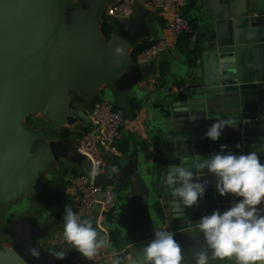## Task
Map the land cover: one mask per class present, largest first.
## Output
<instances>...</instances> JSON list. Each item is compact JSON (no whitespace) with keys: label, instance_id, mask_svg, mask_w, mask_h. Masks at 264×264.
I'll return each instance as SVG.
<instances>
[{"label":"water","instance_id":"water-1","mask_svg":"<svg viewBox=\"0 0 264 264\" xmlns=\"http://www.w3.org/2000/svg\"><path fill=\"white\" fill-rule=\"evenodd\" d=\"M71 0H1L0 4V203L10 201L31 189L41 179L45 167L64 158L79 164L88 174L91 164L70 140L46 143L37 152L27 153L33 139L20 125L22 118L42 112L63 115V121L91 122L88 111L60 103L69 86L94 78L104 82L112 64L123 66L115 81L120 105L127 109L126 92L132 86L158 75L154 58L145 65L130 64L126 57L114 56L118 45L105 49L95 44L93 26L99 0H86L80 9H70ZM88 2V3H87ZM208 31L190 63L185 79L164 112L158 133L164 157L160 163L162 195L158 217L150 212L151 188L138 168L137 157L119 165L113 177L129 182L125 200L128 210L115 217L125 234L132 257L120 264H135L142 246L155 228L175 234L182 248V264H194V253L206 247L202 236L186 229L213 210L224 211L231 197H221L210 184L198 207L177 211L171 189L164 183L167 169L183 165L199 171L196 165L220 151L221 145L239 154L258 151L264 160V7L260 0H201ZM149 10L138 3L136 14L115 19L117 36L135 45L148 38ZM12 51L14 54H12ZM111 55L114 59L110 62ZM208 115L211 118H205ZM192 116L199 117L192 120ZM214 119H228L235 128L225 127L217 141L202 138ZM241 147L237 149L235 145ZM206 172V170H205ZM32 184H27V179ZM202 179L212 180L205 175ZM29 185L28 188L25 186ZM18 189V190H16ZM26 189V191H24ZM6 196H3L5 195ZM54 224L39 226L27 218L5 228L13 238V248L0 253V264H60L77 253L53 240L49 249L38 242L46 238ZM63 253L64 258H58Z\"/></svg>","mask_w":264,"mask_h":264},{"label":"crops","instance_id":"crops-1","mask_svg":"<svg viewBox=\"0 0 264 264\" xmlns=\"http://www.w3.org/2000/svg\"><path fill=\"white\" fill-rule=\"evenodd\" d=\"M118 0H99L98 6L94 7L97 11L95 23L93 26V34L95 44L105 49L111 48V45H118L117 49L121 52L115 53L114 56L126 57L129 59L130 64H136L133 57V52L138 45L151 44L157 39L165 35L166 24L172 18L173 10L164 6H157L152 4L149 0H134L135 12H137L138 3L149 10L146 18V24L150 32L148 38L140 39L135 45L128 44L125 40L117 36V27L114 24L113 18L107 14V9ZM86 0H71L70 9H80ZM89 2V0H88ZM87 2V3H88ZM92 0H90V3ZM261 5L264 7V0H260ZM183 14L192 15L195 20L193 25L194 33L191 35H182L179 37L171 38V46L168 50L163 52L157 60L156 67L158 75L145 80L132 86L126 92L127 109L123 110L127 122L121 129L120 138L118 141V151L115 153L105 152V157L118 165L125 164V160L129 157H137L138 168L148 186L151 188L150 199L159 198L162 195L163 182L161 180V167L162 159L164 157L161 150L162 145H158V133L163 123L164 112L171 100L172 95L180 88L181 82L185 79L189 70L190 61L197 57L199 52V43L202 37L208 31V25L205 19L206 12L202 8L201 0H185L181 6ZM133 15V16H134ZM132 16V17H133ZM186 16V15H185ZM107 19L113 26V31L109 38L103 32V21ZM114 56L111 55L112 60ZM195 61V60H194ZM167 62L168 69L163 72L162 64ZM115 71L103 75L105 81H97L92 78L88 79L85 83L78 85H70L72 89L68 90L66 95L62 97L60 103L61 108H67L69 103L82 108L89 112L93 107V102L96 98L101 97L108 100L107 95H112L115 100V105H120L118 99V90L115 81H111L116 73L123 70V66L119 64H112L111 69ZM130 100L139 103L138 109H132ZM121 107V105H120ZM57 106L52 110L51 114L45 115L42 112L37 114H29L22 118L19 127H23L27 132L29 139H33L29 143L27 153L37 152L46 143H51L55 140H70L76 146L78 145L81 136L91 128V123L86 121H76L73 124L64 122L63 115H55ZM122 108V107H121ZM58 111V110H57ZM85 170L79 164L72 163L64 158H60L55 162L48 164L41 176V179L33 184L29 189V185L25 186L28 191L20 194L10 201L0 203V253L7 251L8 248H13V238L5 232V228L14 224L18 219L27 218L45 227L54 224L50 229L46 238L39 239L38 242L44 247L45 250L49 249L53 240L64 244L63 238V214L65 205H69L74 209L78 201V193L73 186V180L78 173ZM115 176V175H114ZM111 176L108 183L103 185L109 186L116 191V181L120 177L114 179ZM147 177V181H146ZM27 184H32V179L26 180ZM18 190V189H16ZM127 191L120 193V200L122 203L117 202V209L113 213L111 225L109 228L104 225V219L99 220L97 213L87 217L93 222L99 238H103L108 243L113 237L115 239V247L111 248L109 255L98 262L97 264H112L113 260H119L118 257L123 255L122 260H129L132 257L130 246L122 242L125 231L115 223V217L123 214L128 210V205L125 200ZM3 196H6L3 195ZM29 199L32 205H37L33 213L29 210L11 211L15 205ZM150 202V200H149ZM12 218L6 222L4 216L10 212ZM18 211V210H17ZM96 215V217H95ZM102 226L107 233H105L99 226ZM110 250V249H109ZM74 255L67 258L60 264H67ZM210 264H231V261H211Z\"/></svg>","mask_w":264,"mask_h":264},{"label":"clouds","instance_id":"clouds-1","mask_svg":"<svg viewBox=\"0 0 264 264\" xmlns=\"http://www.w3.org/2000/svg\"><path fill=\"white\" fill-rule=\"evenodd\" d=\"M119 54L120 49H116ZM199 117L192 116V120ZM205 118H211L206 115ZM225 127L235 128L228 119H214L202 138L217 141ZM237 149L241 146L235 145ZM199 171L183 165L167 169L165 185L176 200L177 211L198 207L210 184L221 197H231L224 210H213L202 215L186 229L202 236L206 247L194 253V264L211 261H231V264H264V160L258 151H241L239 154L221 145L220 151L206 156L196 165ZM206 170V172H205ZM115 171V170H114ZM93 175L99 169L92 170ZM209 175L212 180L202 179ZM63 238L70 250H75L91 260L97 250L105 245L99 238L93 222L65 205ZM58 258L63 259L60 253ZM183 255L175 234L166 228H155L152 238L145 243L135 264H182ZM112 264H120L113 260Z\"/></svg>","mask_w":264,"mask_h":264},{"label":"built area","instance_id":"built-area-1","mask_svg":"<svg viewBox=\"0 0 264 264\" xmlns=\"http://www.w3.org/2000/svg\"><path fill=\"white\" fill-rule=\"evenodd\" d=\"M157 6H164L173 10L172 18L166 24L165 35L149 44L137 53L135 61L138 65L150 63L158 58L171 46V38L182 35H191L194 28L191 22L181 11L185 0H149ZM134 0H118L107 9V14L113 18L128 19L134 15ZM91 128L80 139L77 148L79 152L89 160L91 173L86 171L78 174L73 180V186L78 193V201L73 211L81 218H87L97 213L99 220L113 212L117 208L114 189L105 186L99 181L100 175L109 174L114 176L119 167L105 157V152L115 153L118 151V141L121 129L127 119L123 110L115 109L107 100L95 102L91 111ZM99 169V174L93 175L92 170ZM115 170V171H114ZM105 233L107 231L99 226ZM108 243L97 250L96 255L88 260L80 253L73 257L67 264H97L109 255Z\"/></svg>","mask_w":264,"mask_h":264},{"label":"rangeland","instance_id":"rangeland-1","mask_svg":"<svg viewBox=\"0 0 264 264\" xmlns=\"http://www.w3.org/2000/svg\"><path fill=\"white\" fill-rule=\"evenodd\" d=\"M0 4H1V0H0ZM1 10V8H0ZM187 19L192 23V24H195V20L193 19L192 15L190 14H185ZM12 54H14V52L12 51ZM107 98L109 99V102L115 106V100L113 99V96L112 95H107ZM104 100V99H103ZM108 101V100H107ZM85 134V133H84ZM84 134L81 136V138L84 136ZM80 138V139H81ZM146 181H147V177H146ZM148 182V181H147ZM115 193V199L117 200V202L119 204L122 203V199L120 200V193H118L117 191H114ZM37 205H32V202L29 201V199L27 200H24L22 202H20L19 204L15 205V207L13 208V210L11 211H16V213L18 212H21V210H29V213H33V210L36 209ZM118 208V207H117ZM116 208V209H117ZM18 210V211H17ZM8 212L5 216H4V219L6 222H9L12 218V214ZM150 212L152 214V220H153V223L154 224H157V225H161L162 224V221L159 219L158 217V212H159V201H157L156 199H153L151 198L150 199ZM30 213V215H31ZM96 217V215H95ZM105 226H107L109 228V226L111 225V220L109 219L108 215L106 216V221L104 223ZM106 242V241H105ZM115 245H117V243H115V239L114 237L108 242V246H109V251H111L113 247H115ZM123 258V255H120L118 257V259H122Z\"/></svg>","mask_w":264,"mask_h":264},{"label":"trees","instance_id":"trees-1","mask_svg":"<svg viewBox=\"0 0 264 264\" xmlns=\"http://www.w3.org/2000/svg\"><path fill=\"white\" fill-rule=\"evenodd\" d=\"M102 27H103V32L105 34V36L107 38L110 37L112 31H113V26L112 24L109 22V20L105 19L103 21V24H102ZM149 44H142V45H138L134 52H133V57H134V60L136 58V55L138 52H140L142 49H144L145 47H147ZM190 63H192V61H190ZM162 71L165 72L167 69H168V63L165 62L162 64V67H161ZM99 100H103V98L101 97H98L94 100L93 102V105L95 104V102L99 101ZM130 106L132 107V109H138L139 108V103H137L136 101H133V100H130ZM115 109H118V110H122V108L120 107V105H115ZM82 173V172H81ZM80 174V173H78ZM111 176L109 174H105V175H100L99 176V181L100 183L104 184V183H108L109 180H110ZM116 184H117V188H116V191L118 193H122V192H125L128 188H129V182L123 178H119L117 179L116 181ZM116 210V209H115ZM114 210V211H115ZM113 212L107 214L109 219H112L113 218ZM106 215V216H107Z\"/></svg>","mask_w":264,"mask_h":264}]
</instances>
